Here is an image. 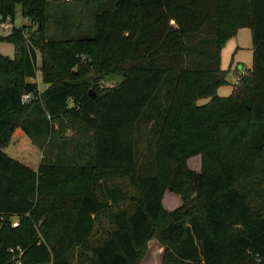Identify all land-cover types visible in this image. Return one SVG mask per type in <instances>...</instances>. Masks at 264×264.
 I'll return each mask as SVG.
<instances>
[{"label": "trees", "instance_id": "1", "mask_svg": "<svg viewBox=\"0 0 264 264\" xmlns=\"http://www.w3.org/2000/svg\"><path fill=\"white\" fill-rule=\"evenodd\" d=\"M53 3L92 25L47 36ZM16 6L36 28L0 37V264H140L153 239L161 264L264 263V0H0V23ZM242 28L251 67L219 96ZM16 129L36 169L3 151Z\"/></svg>", "mask_w": 264, "mask_h": 264}, {"label": "rangeland", "instance_id": "2", "mask_svg": "<svg viewBox=\"0 0 264 264\" xmlns=\"http://www.w3.org/2000/svg\"><path fill=\"white\" fill-rule=\"evenodd\" d=\"M49 1V0H48ZM93 8L90 5L85 6H64L57 5L53 3V7L49 9L50 20L47 23V36H57L59 32L72 28V24L75 20L81 22L83 27H90L91 23V14ZM70 16V17H68ZM7 29L0 27V37L8 35L13 32L14 29L25 28L24 33L26 36L36 28V23L32 19L24 18L21 13V7L16 6V14L14 21H8L5 23ZM64 28V29H63ZM251 31L248 28H242L238 30L237 34L229 39L221 50V59H220V68L223 70H228V80L229 84L223 87H220L217 90L219 96H228L232 91V85L235 81V72H244L246 69L251 67L252 63V51H251ZM0 54L9 57L10 59L14 56L13 45L0 42ZM37 63H39V55L37 53ZM121 80V77L118 75L110 76L104 79L102 86L112 85ZM28 82L35 83L37 89L42 92L46 85L42 83L40 73H37V76L34 79H29ZM207 99L200 100L198 104L206 103ZM20 130L21 129H16ZM15 130V131H16ZM14 131V132H15ZM11 137L10 143L3 150L4 153L15 159L24 165L36 169L40 160L41 151L40 149L33 145L30 139L23 134L20 138L18 136ZM71 131L67 130L65 135L70 134ZM187 166L191 170H198L201 165V158L199 155L191 157L187 160ZM179 195L172 193L171 191H166L164 195L163 208L167 210H174L179 207L182 203ZM16 219H11V224L15 223ZM101 233V232H99ZM99 237V236H98ZM101 238V236H100ZM99 238V239H100ZM162 254V248L156 240H151L147 244V251L143 255L140 264H160Z\"/></svg>", "mask_w": 264, "mask_h": 264}, {"label": "built area", "instance_id": "3", "mask_svg": "<svg viewBox=\"0 0 264 264\" xmlns=\"http://www.w3.org/2000/svg\"><path fill=\"white\" fill-rule=\"evenodd\" d=\"M63 2H66V3H69V2H71L72 0H62ZM9 20L7 19L6 20V22H8ZM6 22H1L0 23V27L1 28H4V29H7V25H5V23ZM37 73H40V72H37ZM101 85H102V82H101ZM31 101V96L29 95V94H25V93H23L22 95H21V103L22 104H26V103H28V102H30ZM3 220V217H0V221H2ZM17 225V221L15 222V223H13L12 224V226H16ZM257 261V263H259V264H264L260 259H257L256 260Z\"/></svg>", "mask_w": 264, "mask_h": 264}, {"label": "crops", "instance_id": "4", "mask_svg": "<svg viewBox=\"0 0 264 264\" xmlns=\"http://www.w3.org/2000/svg\"><path fill=\"white\" fill-rule=\"evenodd\" d=\"M24 133L20 130H16L14 132V136H18V138H20ZM41 158V156H40ZM200 170V167L198 170H194V171H199ZM165 195V194H164ZM180 199V198H179ZM163 201H164V196H163V199H162V205H163ZM167 211H172V210H167ZM160 245V244H159ZM160 247L162 248V254H163V247L160 245ZM162 254H161V259H162ZM160 264H161V260H160Z\"/></svg>", "mask_w": 264, "mask_h": 264}, {"label": "water", "instance_id": "5", "mask_svg": "<svg viewBox=\"0 0 264 264\" xmlns=\"http://www.w3.org/2000/svg\"><path fill=\"white\" fill-rule=\"evenodd\" d=\"M169 191H170V189H169Z\"/></svg>", "mask_w": 264, "mask_h": 264}]
</instances>
